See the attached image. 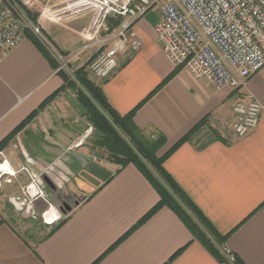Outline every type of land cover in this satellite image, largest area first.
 Returning <instances> with one entry per match:
<instances>
[{"label": "crops", "instance_id": "crops-1", "mask_svg": "<svg viewBox=\"0 0 264 264\" xmlns=\"http://www.w3.org/2000/svg\"><path fill=\"white\" fill-rule=\"evenodd\" d=\"M41 1L45 8L36 23L45 38L64 54L78 52L66 72L72 76L85 65L88 70L96 48L83 49L90 42L84 31L98 13L79 0ZM159 15L151 9L138 21L142 46L122 53L108 78L100 81L88 72L120 114L142 103L134 121L146 135L165 137L159 155L205 122L164 166L215 228L230 233L226 245L236 256L245 264H264V113L243 137L232 128L239 98H264V67L240 89H217L186 67L176 70L158 39ZM57 67L29 29L0 61V142L22 124L5 149L16 140L34 145L45 172L64 167L59 175L49 172L52 178L43 174L45 180L65 177L71 188L55 199V215L65 221L46 238L48 232L39 239L25 236L0 209V264H231L218 260L168 206L139 224L158 204V191L134 164L119 169L98 135L91 141V130L79 134L77 104L88 116Z\"/></svg>", "mask_w": 264, "mask_h": 264}, {"label": "built area", "instance_id": "built-area-1", "mask_svg": "<svg viewBox=\"0 0 264 264\" xmlns=\"http://www.w3.org/2000/svg\"><path fill=\"white\" fill-rule=\"evenodd\" d=\"M96 11L93 25L85 29L95 53L88 70L96 79L108 78L119 66V56L135 53L143 44L138 21L156 5L158 39L175 67H186L197 77L220 89H240L264 67V0H79ZM41 0H2L0 8V61L18 46L24 30L41 39L58 62V71H70L78 54L56 50L43 35L28 11L39 13ZM43 8V7H42ZM45 8V7H44ZM232 128L243 137L256 128L264 113V98L246 94L233 105ZM38 196L45 198L44 192ZM45 214H48L47 212ZM57 218V217H56ZM58 220V218H57ZM56 220V221H57ZM50 223V222H49ZM224 254L235 264L228 248Z\"/></svg>", "mask_w": 264, "mask_h": 264}, {"label": "trees", "instance_id": "trees-1", "mask_svg": "<svg viewBox=\"0 0 264 264\" xmlns=\"http://www.w3.org/2000/svg\"><path fill=\"white\" fill-rule=\"evenodd\" d=\"M28 14L31 20L36 23L39 14L32 11H28ZM29 36L34 38L31 33ZM61 73L66 81L65 86H71L76 90L78 99L83 105L88 119L95 128L96 133H98L99 145L108 152L109 159L118 164L119 169L130 163L134 164L158 191L160 195L158 204L143 217L139 224L144 222L159 208L168 206L181 217L195 238L218 260L229 263L227 256L224 254V248L227 247L226 241L230 233L222 234L215 228L164 166L165 159L181 143L189 140L205 122L202 121L196 125L167 153L159 155L158 151L164 145L165 137L146 135L134 121L135 112L142 103L128 113L120 114L108 102L102 87L91 78L87 65L75 70L72 76L64 70ZM21 126L22 124L11 135L0 142V152L5 149ZM64 221L65 219H61L50 226V230L44 238L56 231ZM235 264L245 263L236 256Z\"/></svg>", "mask_w": 264, "mask_h": 264}, {"label": "rangeland", "instance_id": "rangeland-1", "mask_svg": "<svg viewBox=\"0 0 264 264\" xmlns=\"http://www.w3.org/2000/svg\"><path fill=\"white\" fill-rule=\"evenodd\" d=\"M153 10H160V4L156 5ZM76 109L82 112H78V121L82 123H77V128L82 126L79 134H85L86 130H91L88 139L95 141L98 133L79 104ZM32 147L34 145L31 148L22 147L21 141L16 140L8 149L0 153V209L7 217L13 219L21 233L29 236L30 239H39L50 230L48 223H53L58 218L55 215V199L56 201L61 200L58 199L60 195L64 198L65 189L71 188L70 182L64 180L65 177L59 176L61 180L52 182V184L45 180L43 174L52 178L49 172L59 175L60 169L64 167L58 166L45 172V165L36 159L37 150ZM98 152L102 153L101 150ZM52 185L55 186L54 189ZM40 191L44 192V199L38 196ZM56 193L58 195L54 196ZM39 199L44 202L41 206H37L36 203ZM46 212L48 214H45Z\"/></svg>", "mask_w": 264, "mask_h": 264}, {"label": "bare ground", "instance_id": "bare-ground-1", "mask_svg": "<svg viewBox=\"0 0 264 264\" xmlns=\"http://www.w3.org/2000/svg\"><path fill=\"white\" fill-rule=\"evenodd\" d=\"M51 12V11H50Z\"/></svg>", "mask_w": 264, "mask_h": 264}]
</instances>
